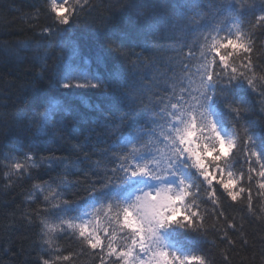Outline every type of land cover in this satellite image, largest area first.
<instances>
[{"label": "trees", "instance_id": "16d2710c", "mask_svg": "<svg viewBox=\"0 0 264 264\" xmlns=\"http://www.w3.org/2000/svg\"><path fill=\"white\" fill-rule=\"evenodd\" d=\"M140 2L157 8V13L149 16L140 10L132 12V5ZM234 2L236 0H199L198 11L192 15L190 10L181 7L188 6L184 0H89L90 7L85 6L76 23L49 46L44 30L52 24L51 17L55 15L51 13V0H0V264H40L42 260H49L50 264H99L96 250L90 249L79 237L78 229H67L68 223L78 224L81 207L94 195H113L120 190L119 182L104 186V173H101L105 170L111 174L110 168L116 164V141L126 136L128 130L139 144L151 140L152 135H143L140 128L149 127V132L154 134L156 127L152 125L161 103L172 94L179 95L184 87L199 86V76L196 72L189 73V69L200 68L201 52L211 59L214 31L226 29L233 18L246 32L253 34L256 43L252 58L258 65L256 89L264 91V79H260L264 76L261 70L264 69V47H261L264 24L253 27L254 15L245 13L241 17L224 11L226 5ZM243 3L258 4L259 0H243ZM74 4L75 0H69L66 6ZM226 16L224 20L222 17ZM160 17H165L168 23L164 26L168 32L162 37L166 52L143 64L140 50L151 48L146 39L162 28ZM121 20L124 21L122 26L131 27L118 33L117 23ZM101 24L106 27L100 28ZM174 24L177 27H173ZM105 32L111 34L110 45L106 43ZM138 32H144L145 36L138 38ZM226 36L228 34H217L216 40ZM73 43L79 45L80 57L92 58L88 65L90 72L104 80L108 92L63 87L69 74L58 66L76 61L71 52ZM189 46L193 56L186 69L182 61ZM109 47L119 48L127 58L121 60ZM235 63L239 65L241 61L237 58ZM121 64L124 69L114 75ZM128 65L134 69L130 71ZM132 73L137 74L135 81L130 80ZM122 84H127V91L136 93L143 101L137 105L139 113L134 115L133 109L127 107ZM253 101L254 107L249 108L241 124L246 126L249 120H254L257 131L250 132L251 140L241 139L243 128L237 126L238 147L221 164L225 177L227 172L235 176L244 173L245 180L239 185L233 181V186L247 188L251 185L252 210H248L245 198L234 202L219 185H214L217 198L210 196L206 184L192 189V196L188 197V207L198 211L199 218L197 230L184 228L198 244L206 264H264V195L258 191L260 178L256 175L264 157L258 161L249 150L253 142L259 143L257 136L264 127V116L260 113L259 98L254 96ZM121 107L125 111H120ZM108 109L113 110V114H109ZM45 112L51 113L47 124L41 120ZM167 119L166 115L160 116L157 124L163 125ZM33 123L48 128L42 140L33 136ZM105 126L107 136L97 139V128ZM118 150L125 152L129 148L119 145ZM46 155L59 157L65 164L51 167L45 164L53 173L44 172L37 165ZM16 163L24 168L14 171ZM249 168L256 169L251 173V181L247 179ZM64 182L69 184L66 192L61 191ZM193 182H199L197 174ZM93 183L97 190L90 194L88 187ZM82 197L85 203L80 202ZM61 200L73 203L49 215L47 209ZM117 209L119 206L112 204L99 213L101 226L109 234L120 230L113 215ZM102 240L106 246L108 241L105 237ZM113 241L117 249H123L118 240ZM44 244L57 250L58 255H41L38 247ZM105 259L106 264H114L116 258Z\"/></svg>", "mask_w": 264, "mask_h": 264}, {"label": "snow or ice", "instance_id": "6c2138e0", "mask_svg": "<svg viewBox=\"0 0 264 264\" xmlns=\"http://www.w3.org/2000/svg\"><path fill=\"white\" fill-rule=\"evenodd\" d=\"M67 2L68 0H63L62 3H56V0H52L51 13L55 15L51 17L52 24L44 30V38L49 46L61 37L68 27L76 23L81 12L85 10V6L90 7L89 0H83L82 4L81 0H75L72 7H66ZM184 3L188 6L183 4L181 7L190 10L192 15L197 13L199 0H184ZM224 11L235 12L241 17L245 13L254 15L256 24L253 27L264 24V0H259L258 4H244L243 0H236L226 5ZM232 23L237 25L235 32L233 33L229 28L228 36L220 41L214 40L211 44V59L204 52L200 53L201 63L197 71L199 86L195 89L182 88L179 95L174 99L170 98L160 109V112L168 118L165 125H159L166 149L164 165H161L159 158L162 150L155 148L154 151L155 146L148 142L142 144L140 148L133 146L130 151L119 156L116 164L110 168L111 174L105 170L101 171L104 173V186L119 182L120 176L117 174H122L124 178L148 177L159 182L158 187L137 195L131 203L113 202L118 206L123 205L114 219L120 224L122 231L127 230L130 233L131 245L120 251L113 246L112 240H109L105 246L97 229L90 230L88 222L68 223L67 229H78L79 237L90 249L96 250L99 264H106L105 257H115L114 264H196V262L206 264L205 257L202 255H181L170 250L164 244L162 237V232L174 224L197 230L199 212L190 210L186 200L192 196V189L198 185L206 184L212 198H217L214 185L222 186L227 197L234 202L245 198L248 201V210H252L251 185L247 188L233 186V181L239 185L245 180L244 173L241 172L239 176H235L232 172H227L225 177V169L221 167V164L238 147L237 126L243 128L241 139L251 140L250 132L257 131V122L254 120H249L246 126L241 124L246 119L249 108L254 107V96L259 98L260 113L264 116V91L256 89L255 73L258 65L253 63L252 58L256 42L251 32H246L242 26H239V21L233 18ZM99 27L105 28L106 24H101ZM173 27L177 25L174 24ZM104 35L106 43L110 45L111 34L105 32ZM261 47H264V41H261ZM108 50L114 52L121 60L127 58L119 48L109 47ZM71 52L76 61L58 66L69 74L68 82L64 83L63 87L75 86L108 92L109 88L104 80L98 74L90 72L88 65L92 63V58L80 57V47L75 43ZM192 56L189 46V52L182 61L186 69L187 62L192 59ZM237 58L241 61L239 65L235 63ZM124 67L121 64L114 75L121 72ZM261 70L264 71V69ZM260 79H264V76ZM121 86L125 89L127 107L133 109L134 115L139 113L137 105L143 104V101L136 93L127 91V84ZM50 118L51 113L45 112L41 120L47 124ZM257 139L259 143L253 142L249 150L259 161L264 157V127L260 129ZM247 146L245 144V147ZM256 149L259 150L256 151ZM141 156L144 158L140 159ZM40 163L51 167L65 164V161L52 156L47 160L41 158ZM15 168L23 169L24 165L16 163ZM191 169L198 173V183L193 182L186 171ZM248 172L247 179L251 181V173L256 172V169L249 168ZM256 175L260 178L258 191L264 195V163H260V170L256 172ZM170 178H175V182H171ZM68 186L69 184L64 182L61 191L66 192ZM96 190L94 183L88 187L90 194ZM45 200H48L47 196ZM72 203L68 200L52 203L47 212L49 215H54L55 210L68 208ZM105 234L107 235V232ZM63 259L68 260L69 257H63ZM40 264H50V261L42 260Z\"/></svg>", "mask_w": 264, "mask_h": 264}, {"label": "bare ground", "instance_id": "6f19581e", "mask_svg": "<svg viewBox=\"0 0 264 264\" xmlns=\"http://www.w3.org/2000/svg\"><path fill=\"white\" fill-rule=\"evenodd\" d=\"M51 4H52V0H51ZM137 10H140L142 14H144V15L147 14L149 16L151 14H153V13H157V8H155V7L152 8L150 6V4H143L141 2L138 3V4H133L132 5L131 11L132 12H134V11L136 12ZM158 21L160 22V25H162L161 26L162 28H160L157 32L154 33L155 36L149 37L148 39H146V40H148L151 43V48L149 50H143V49L140 50L142 52V56L140 57V59H141V61H142L143 64H148L150 60H153L154 61L155 58H160L162 56V54H164L166 52V48H165V46H163L165 44L163 42L162 37L164 35H166V33L168 32V30H166V28H164V26H166L168 23L166 22L165 17L158 18ZM136 23L143 24L144 22L137 21ZM117 24L119 25L118 26L119 29L117 30L118 33L120 32V30L123 31V30L127 29V26L129 28L131 27L129 25H127V26L126 25L125 26L123 25L122 26V24H124V21L123 20H121ZM136 35H137L138 38H141V37H144L145 36V33L144 32H142V33L141 32H138ZM146 37H147V35H146ZM128 61H130L133 64H137L132 59H128ZM128 66L130 68V71L134 69V67H132L130 65H128ZM136 78H137V74H135V73L133 74L132 73L131 76H130V80L131 81H135ZM119 110L120 111H125L123 109V107H121ZM107 111H108L109 114H113V112H114L111 109L110 110L108 109ZM32 126L33 127H32V131L31 132L34 133V135L33 134L32 135L35 137V139L42 140L43 139L42 136L48 131V128L46 126H42V125H40L38 123H33ZM96 132H97V135H96L97 136V139L102 138V140L108 134L107 129H106V126L105 127H102V128H97V131ZM49 157H52V156L51 155H46L45 156V159H48ZM37 166H38V169L42 168V170L44 172L50 171V173H53L52 169L51 168H47L45 164L42 165L41 163L38 162V165ZM2 175H3V172H2ZM69 180H71V177H69ZM80 202L81 203H85L86 202L85 198L84 197L80 198ZM38 241L40 242L41 240H38ZM38 248L41 251V255H48L50 257H56L58 255V251L57 250L52 249V248H49L45 244L43 246H39Z\"/></svg>", "mask_w": 264, "mask_h": 264}, {"label": "rangeland", "instance_id": "374dc122", "mask_svg": "<svg viewBox=\"0 0 264 264\" xmlns=\"http://www.w3.org/2000/svg\"><path fill=\"white\" fill-rule=\"evenodd\" d=\"M165 152H166V149H165ZM192 170H194V169L186 170V171H188V174L190 175V173H191ZM194 171H195V170H194ZM27 177H28V175H27ZM170 181H171V182H174V181H175V178H170ZM157 184L159 185V182H157ZM155 188H156V187H155ZM144 191H146V185L143 186V187H141V188H137V189H135V192H134L133 194H134V196L136 197V196L138 195V192L142 194Z\"/></svg>", "mask_w": 264, "mask_h": 264}]
</instances>
